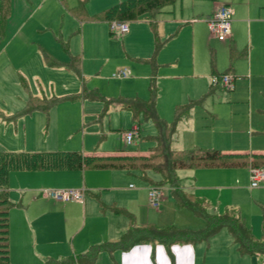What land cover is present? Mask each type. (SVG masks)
<instances>
[{"label": "rangeland", "instance_id": "rangeland-1", "mask_svg": "<svg viewBox=\"0 0 264 264\" xmlns=\"http://www.w3.org/2000/svg\"><path fill=\"white\" fill-rule=\"evenodd\" d=\"M113 1L115 3H111ZM216 2L223 3L221 0ZM116 3V0H87L86 13L94 15ZM63 4L70 7L76 4V0H64ZM173 5L174 11L168 13ZM173 5L154 14V32L159 39L162 40L160 36H164L168 40L172 34L165 46L166 55L173 56L176 53L178 59L169 68L159 70L162 75L160 77L155 71L151 73L152 67L146 60H138L140 45L125 41L122 34L111 28V22L79 23L64 12L59 0H9V16L5 21L0 20V51L8 49L14 54L23 51L19 59L22 61L25 56H29V69L35 75V80L26 81L28 88L20 91V95L45 96L48 100L59 98L56 105L48 110V115L35 110V120L26 121L23 134L26 140L32 138L33 142L25 147L30 149L25 150L40 151L42 149H39L37 141L48 139L49 146L54 150L65 147L67 150L79 148L84 151L78 145L83 137L88 148L84 151L86 154H146L155 145L149 139L156 133L153 122L142 113L135 115L121 108L117 99H152L157 115L167 123H172L175 104H183L188 98L196 100L204 97L190 111L187 120L175 124L171 148L197 146L201 149L235 153L264 151V114L259 112L264 106V98L255 96L256 88L251 89V98H247L248 70L244 64L241 65L238 59L241 57L230 51L229 44H222L210 37L205 23L204 26H198L193 38L185 36L186 33L190 37L188 30L191 27L177 26L178 21L191 20L192 15L209 13L213 1L176 0ZM133 24L135 23L129 22L128 26ZM31 26L34 29L29 35L26 31ZM110 31L113 35L109 34ZM140 31L144 41L148 28ZM152 33L150 30L149 35L152 36ZM29 40H33L34 44L28 43ZM36 43L46 47L57 58L65 55L60 46L64 43L70 54L80 56L83 80L73 72L39 67V54L29 55ZM236 51L241 53L240 50ZM124 70L129 77L116 78L115 75ZM240 74L246 76L242 77ZM224 75L234 79V89L225 88L221 80H218L219 83L208 90L212 79ZM256 81L253 80L250 86L254 87ZM152 84L155 89L154 97L151 92ZM84 88L92 98L83 97ZM69 95H75V98L70 99ZM23 114L21 112L19 115ZM49 116L50 119H47ZM135 124L139 128L138 136L131 145L125 147L119 143L118 134L131 129ZM20 137L22 138V132H19ZM104 173L108 177L106 181L96 184L111 185V189L101 191L100 194L104 199L109 195L128 204L132 209L128 212L133 215L137 226L152 224L159 228L170 225L189 229L203 227L204 222L200 217L175 205L167 187L162 188L163 198L155 209L147 202L148 189L152 184L145 181L141 173ZM145 174L152 182L159 180L157 173ZM177 176L179 184L188 190L192 189L190 192L205 202L209 213H238L244 218L254 237H261L264 184L259 188L249 187L248 167L184 169L177 171ZM208 242L215 243L211 248L210 264H264L262 256L239 255L224 229Z\"/></svg>", "mask_w": 264, "mask_h": 264}, {"label": "crops", "instance_id": "crops-1", "mask_svg": "<svg viewBox=\"0 0 264 264\" xmlns=\"http://www.w3.org/2000/svg\"><path fill=\"white\" fill-rule=\"evenodd\" d=\"M80 1H83V8L86 12L87 0H76V4L70 7L64 6V0H59V2L63 5L64 12L69 13L71 16L73 15L69 12V9L77 7ZM116 1L119 3L123 0ZM212 1L213 7L210 8L209 13H198L197 15H192L191 20H180L177 22V26L180 28L183 26L191 27L189 30L187 28L190 37L185 33L186 37L193 38L197 32L198 26H204L203 23L206 24V19L211 15L215 5L217 4V0ZM221 1L223 2L222 4H227L233 9V16L230 34L226 40L227 42H220L222 44H229V47L230 49L232 47L234 54H239L236 50H240L241 52L246 51V54L244 56H239L241 58L238 59L240 60L241 65L244 64L248 70L247 98H251V89L253 88H256V97L264 98V0ZM111 3L115 2L113 1ZM173 3L170 5H173ZM173 11L174 5L168 13ZM161 12L162 10L158 13ZM73 17L79 23L87 21H80L75 16ZM149 18L151 19L148 20V17H144L142 19L132 21L131 23L135 24L131 25V27L128 26V31L123 34V37L125 41H129V43L137 42L140 45L139 49L141 53L139 54L140 58L138 60H146L152 67L151 73L155 71L156 74H159V76L162 77L159 70L162 68H169L170 65L177 63V54L174 53L173 56L166 55L165 46L171 40L172 34L169 35L171 37L168 40L167 38L165 39L164 36L160 35L159 36L162 40L159 39L154 32V15ZM128 23L129 22H127V25ZM137 28L138 31H136ZM139 28H145V30L148 28V31H146L147 36L144 41L142 32ZM33 29L34 26H31V29L26 31V33L30 35V32H32ZM150 30L153 32L152 36L149 35ZM137 33L138 36H136ZM210 37L212 36L210 35ZM156 41H159L162 44L157 53L154 55ZM27 42L34 44L33 40H29ZM60 46L62 48V45ZM42 49L48 51L46 47L36 43V46L29 52V55L31 56H36L37 53L39 54V67L43 68V66H45L49 70L72 72L65 67H48L42 58ZM22 52L14 54L8 49L0 51V150L12 152L29 151L25 149L30 148L25 147L33 142L32 138L26 140L23 133L26 130V121L35 120L33 116H36V113H34L36 111L33 110L34 112H25L26 104H31L32 107H35L36 105H40V100L46 99L45 96L38 97L35 95H27L26 97L23 94L22 96L20 95V91L23 92L26 88H28L25 84L26 81L28 79L35 80V75L32 73V70L29 69V56H25L22 61L19 59L20 55L23 54ZM48 52L53 55L50 51ZM63 52L65 53L63 57L57 58L54 55L53 56L60 61H66L68 54L64 50ZM153 55L154 58H152ZM81 67L82 63L80 59V75L77 76L75 73L74 74L77 78L79 77L83 80L84 76H82ZM124 72L126 73L125 76H118V72L115 75L117 76L116 78H128V72L126 70H124ZM240 75H242V77L246 76V74ZM255 79H257V81ZM213 80L214 79H212L207 88H209ZM253 80L256 81V85L251 87L250 85ZM232 88L234 89V79H232ZM41 89L43 90L44 88ZM30 99L31 103H29ZM188 100L189 98L187 101ZM176 105L179 104H175L174 108ZM49 109H51V107ZM192 109L193 107L186 113L182 114V116L178 119V122L187 120ZM20 111L24 113L21 116L19 115L21 114ZM259 112L264 114V106ZM47 113L48 111L45 114ZM47 119H50V116ZM134 126L138 128L136 124ZM19 132H22V138H19ZM174 132L175 130L173 133ZM119 143L122 144L120 139ZM37 144L40 145L39 149H42L40 151H54V148L49 146L50 141L48 139L38 140ZM78 145H81L84 151L88 150L83 137L81 138V142H78ZM124 146L126 147L129 145ZM58 149L67 150L65 147ZM74 149L80 150L79 148ZM172 149L183 150L191 148L180 149L174 147ZM84 151L82 152L86 154ZM262 152L264 151L257 153ZM104 172L115 171L41 170L10 172L7 183L8 199L13 203L7 213L8 255L10 261L14 264H42L46 258L63 259L69 255L85 252L90 245L105 241H116L120 235L127 230L130 225V221L126 215L115 213L110 207L119 206L125 210L127 209V212L128 210L132 211V209L125 202L123 204L116 200L115 197L106 195L108 198H103L100 192L111 189L109 188L111 185L101 186L96 184L102 180L106 181L108 177ZM127 173L131 174L129 172ZM179 185L187 192L192 193L190 192L192 189L188 190L181 184ZM73 188L84 190L82 203H58L42 197L39 193L42 189ZM128 189L132 190L130 186H128ZM202 203L207 207L204 201H202ZM133 220L135 223L134 217ZM214 244V242L209 243L207 241L205 243L202 242L194 245L175 244L170 247H164L158 243H147L138 245L129 251L115 250L112 253L101 252L98 254L94 264H210L209 260L211 258L210 255L212 254L211 248L214 247ZM228 247H230V245Z\"/></svg>", "mask_w": 264, "mask_h": 264}, {"label": "trees", "instance_id": "trees-1", "mask_svg": "<svg viewBox=\"0 0 264 264\" xmlns=\"http://www.w3.org/2000/svg\"><path fill=\"white\" fill-rule=\"evenodd\" d=\"M176 0H123L94 15H88L83 8V1L69 12L78 20L107 22H132L144 17H151L161 11L165 6ZM217 5V4H216ZM9 13V0H0V20L5 21ZM110 35L113 32L110 31ZM162 43L155 42L154 55ZM63 50L68 54L66 61H60L47 50L42 49V58L48 67H65L80 75V57L68 53L67 47L61 43ZM230 51L233 53L231 47ZM246 51L238 56H244ZM154 55L152 58H154ZM220 78H214L208 90H211ZM230 90V89H229ZM151 92L155 89L152 84ZM94 94V92L92 91ZM74 99L75 95H69ZM78 96V95H77ZM83 97L92 98L84 88ZM154 97V96H153ZM102 98V97H101ZM200 99H189L184 104L174 108V121L167 123L159 117L155 111L152 99L141 100L137 97L119 98L117 103L121 108L137 115L142 113L150 119L155 127V135L149 137L155 142L146 154H84L80 150H54V151H23L12 152L0 150V264H14L8 255V209L13 203L8 199L7 183L10 172L13 171H58V170H94V171H126L139 172L143 179L152 186L167 187L177 207L185 208L193 215L200 217L204 225L200 229L179 228L174 225L163 228L152 224L137 226L133 215L125 209L112 206L111 210L118 214H124L130 221L127 230L116 241H105L90 245L89 248L79 254L69 255L63 259L46 258L42 264H94L101 252L112 253L115 250L129 251L138 245L158 243L164 247L175 244H190L207 242L211 237L226 230L230 236L236 251L240 255L264 257V215L261 220L262 235L255 238L250 228L245 224L244 218L238 213L224 212L221 214L209 213L202 201L192 193L187 192L179 185L177 171L189 169H220V168H252L264 167V152L262 153H235L224 152L219 149H191L173 150L171 148V135L175 130V124L182 114L192 107L199 105ZM31 103V99L29 100ZM40 105L32 107L26 104L25 112L42 110L45 113L55 105L59 98L40 100ZM106 102V101H105ZM24 112V110H23ZM137 125V124H136ZM138 129V128H137ZM130 130V129H128ZM127 131V130H124ZM123 132V131H121ZM120 132V133H121ZM127 149V148H126ZM146 172L158 174L159 180L152 182L146 177Z\"/></svg>", "mask_w": 264, "mask_h": 264}, {"label": "built area", "instance_id": "built-area-1", "mask_svg": "<svg viewBox=\"0 0 264 264\" xmlns=\"http://www.w3.org/2000/svg\"><path fill=\"white\" fill-rule=\"evenodd\" d=\"M233 16V9L227 4H217L211 15L206 19V24L209 33L218 41H226L230 34V26ZM111 28L119 34H125L128 31L127 22H111ZM124 71H119L118 76H125ZM222 85L227 88H232V78L227 75L220 79ZM214 82V80H213ZM138 129L133 126L130 130L123 131L119 134L120 141L123 145H130L137 137ZM264 183V167L249 168V187L259 188ZM40 195L46 199H50L58 203L76 202L82 203L84 190L83 189H42ZM162 188L151 186L148 189L147 202L151 208L157 209L162 201Z\"/></svg>", "mask_w": 264, "mask_h": 264}]
</instances>
